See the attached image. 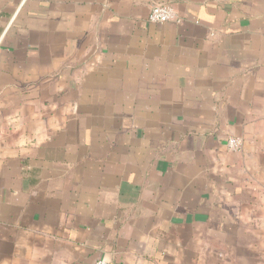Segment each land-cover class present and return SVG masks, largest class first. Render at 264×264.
I'll return each mask as SVG.
<instances>
[{
	"label": "crops",
	"instance_id": "0c3cea01",
	"mask_svg": "<svg viewBox=\"0 0 264 264\" xmlns=\"http://www.w3.org/2000/svg\"><path fill=\"white\" fill-rule=\"evenodd\" d=\"M258 225L264 0H0V264H264Z\"/></svg>",
	"mask_w": 264,
	"mask_h": 264
},
{
	"label": "built area",
	"instance_id": "2783aa9c",
	"mask_svg": "<svg viewBox=\"0 0 264 264\" xmlns=\"http://www.w3.org/2000/svg\"><path fill=\"white\" fill-rule=\"evenodd\" d=\"M177 16L174 10L165 4H156L149 15V21L153 24H166L176 21ZM227 146L232 152H239L243 148V140L239 137H231L228 139ZM95 264H108L105 261H97Z\"/></svg>",
	"mask_w": 264,
	"mask_h": 264
},
{
	"label": "rangeland",
	"instance_id": "374dc122",
	"mask_svg": "<svg viewBox=\"0 0 264 264\" xmlns=\"http://www.w3.org/2000/svg\"><path fill=\"white\" fill-rule=\"evenodd\" d=\"M256 230L258 232H264V225H258V226H256ZM245 244L248 245V246L255 247V248H262V249H264V240H253V241H248V242L245 241Z\"/></svg>",
	"mask_w": 264,
	"mask_h": 264
}]
</instances>
